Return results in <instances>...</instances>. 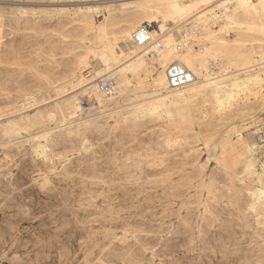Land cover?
Wrapping results in <instances>:
<instances>
[{
  "label": "rangeland",
  "instance_id": "rangeland-1",
  "mask_svg": "<svg viewBox=\"0 0 264 264\" xmlns=\"http://www.w3.org/2000/svg\"><path fill=\"white\" fill-rule=\"evenodd\" d=\"M168 1L0 0V84L6 77L0 90V264H264V73L255 65L264 68L263 18L247 15L227 24L216 11L212 34L233 50H253L262 59L236 67L228 63L232 56L206 57L207 71L224 81L226 94L220 102L204 97L189 103L199 121L190 131L170 133L161 118L136 119L131 108L141 98L117 104L125 89L130 95L137 86L131 78L120 92L109 86L113 105L107 109L92 108L83 96L98 72L87 62L95 59L98 46L115 42L108 15L152 5L139 21H155L165 34L176 27L184 34L202 13L211 18L210 11L203 12L210 5L201 0H175L181 13L166 17L161 7ZM98 27L107 36L94 45ZM204 38L197 33L187 40ZM124 59L112 67L122 68ZM153 65L146 63L149 69ZM246 70L263 80L250 89L237 88L241 81L228 78L240 74L243 79ZM143 79L152 86L150 73ZM151 93L145 97L163 91ZM75 98L81 108L62 124L58 112ZM137 122L141 125L131 127ZM11 130L16 133L8 135Z\"/></svg>",
  "mask_w": 264,
  "mask_h": 264
},
{
  "label": "bare ground",
  "instance_id": "bare-ground-1",
  "mask_svg": "<svg viewBox=\"0 0 264 264\" xmlns=\"http://www.w3.org/2000/svg\"><path fill=\"white\" fill-rule=\"evenodd\" d=\"M143 1V0H141ZM213 0H201L204 4L210 5L209 8L205 9L203 12L210 11L211 18H207L205 13L201 14L199 17H197L191 24L189 29H185V33L181 34L180 30L181 28H174L167 34L164 33V26L163 25H155V21L148 22L146 24L140 23L139 20H141L145 13L148 12V10L151 8V6L147 7H139L137 10L131 12V13H119L113 16H109L106 18V26L111 27L110 34L114 36V43L111 44L110 42H106L104 46L97 47V55L95 56V59H90L87 63H93L95 65V70H98V72H95L96 81L95 83L90 85L88 88L85 89L83 96L86 97V100L88 101V104H91L92 108L97 107L98 109H104L108 107L109 105H113V101L108 100L106 93L109 90V86L112 84V92H116L119 90H124L125 86L129 83V79H134L137 83V86L132 88V93L129 95L127 94V90L125 89L124 94L122 95L121 99L117 102L122 103L124 101H127L128 99L131 100L141 98V102L133 106L131 108L132 113L136 115V119H141L145 116L151 117V118H161L165 120V124L167 125L170 133L171 131H190L196 126V124L199 122L197 120V117L195 116L196 109L192 108L191 105H189L190 102H193L197 99H201L204 97H211L214 99L215 102H220L221 95L225 96L226 91L223 90L220 80L218 78H213L214 73H211L209 70L206 69V57H210L211 59L214 58L216 60H219L220 57H229L232 56L233 60H229L230 65H234L236 67H240L241 63L243 61H253L257 62L261 60L262 58L257 57V52L253 50L245 51V50H233L232 47H230L228 44L229 42L220 39L219 37L213 35L211 32L210 25L215 26L217 20L216 11H219L221 13V19L223 21H226L227 24H232L235 21H238L242 17H246L247 15H256L260 16L264 19V0H218L215 3H212ZM112 2V1H111ZM114 2V1H113ZM140 2V1H139ZM157 3V2H156ZM121 4V3H120ZM125 4V3H123ZM143 4V3H142ZM139 6V4H137ZM137 6V7H138ZM154 6V5H153ZM198 6V5H197ZM204 6V7H206ZM119 7V5H118ZM121 7V5H120ZM159 8V7H158ZM193 8V7H192ZM95 9V8H94ZM105 9V8H104ZM112 9V8H111ZM113 10V9H112ZM186 10V9H185ZM85 11V10H84ZM86 11H88L86 9ZM155 11V10H154ZM73 12V11H72ZM97 12V11H96ZM112 12V11H111ZM161 12L166 17H171L174 14H180L181 10L179 9L178 4H176L175 0H169L167 3H163L161 7ZM92 13V11H91ZM101 13V12H100ZM154 14V13H153ZM104 15V14H103ZM102 16V14H101ZM155 16V14H154ZM213 16V17H212ZM165 17V18H166ZM245 19V18H244ZM247 19V18H246ZM93 20V19H92ZM125 21V26L122 25V23ZM164 21V20H163ZM211 21V22H210ZM219 21V20H218ZM249 21V20H248ZM253 21V20H252ZM1 22V21H0ZM93 22V21H92ZM99 22V21H98ZM145 23V22H144ZM141 24V25H139ZM139 25V26H138ZM217 25V24H216ZM60 26V25H59ZM178 26V25H177ZM242 26V25H241ZM95 27V24H94ZM105 27V26H104ZM136 27V28H134ZM147 28L150 34V40L144 44L143 46H136L132 41V34L136 31H138L141 28ZM250 27V26H249ZM92 28V27H91ZM134 28V32H131ZM186 28V27H185ZM231 28V26H230ZM75 29V28H74ZM84 32V31H83ZM183 32V31H182ZM73 33V31H72ZM197 33H201L204 35L203 41H196L191 39V42L189 43L188 38L193 37V39L197 36ZM77 35V34H76ZM94 35V45H97L99 42H103L106 39L107 33L103 29V27H98L93 30ZM237 37V36H236ZM241 38V37H240ZM60 39V38H59ZM188 39V40H187ZM63 41V40H62ZM262 43V42H261ZM88 45V44H87ZM233 45V44H232ZM91 46V45H90ZM115 46V47H114ZM256 46V45H255ZM76 47V46H74ZM78 47V46H77ZM117 48V51L114 49ZM1 49V48H0ZM243 49V47H242ZM263 50V49H262ZM2 51V49H1ZM91 53V52H90ZM264 54V52H263ZM3 55V54H2ZM261 55V54H259ZM4 56V55H3ZM52 57V56H51ZM119 57H125L126 60L124 61L126 63L125 66L122 68H113L114 65L113 62L119 58ZM262 57V56H261ZM50 59V58H49ZM68 59V58H67ZM66 59V60H67ZM207 59V58H206ZM213 59V60H214ZM224 59V58H222ZM221 59V60H222ZM91 61V62H90ZM264 61V60H263ZM73 62V61H72ZM147 62H154L156 64V67L153 65L151 69L146 67ZM218 63V61H216ZM215 62V63H216ZM227 62V61H226ZM262 62V61H261ZM123 63V61H122ZM211 63V62H210ZM5 64V62H4ZM113 64V65H112ZM176 64L181 66L183 69L188 71L191 76V82L187 85L178 87V88H172L169 85L168 77H167V70H165V67L167 65ZM261 64V63H260ZM82 65V64H81ZM88 65V64H87ZM149 65V64H148ZM259 66L258 71H260L262 74L264 73V68L260 66L259 64H255ZM14 66V65H13ZM77 64L74 63V67L72 66L73 70L76 69ZM89 66V65H88ZM225 66V65H224ZM79 67V66H78ZM77 67V68H78ZM151 67V66H150ZM169 67V66H168ZM230 67V66H229ZM244 67V66H243ZM254 66H251L249 68H253ZM66 68V65H65ZM92 68V67H91ZM214 68V67H212ZM234 68V67H233ZM84 69V67H82ZM211 69V68H210ZM243 69V68H242ZM60 70V69H59ZM238 70V69H237ZM93 71V69H92ZM216 71V70H215ZM219 71V70H218ZM224 71V70H223ZM240 71V70H239ZM247 71V70H246ZM249 71V70H248ZM247 73L246 77L241 79V75H233V78H228L230 81L234 82L236 79L241 81L240 84H237L238 87H243L250 89L255 83L258 81L263 80L261 75H251L249 72ZM10 72V71H9ZM19 72V71H18ZM21 72V71H20ZM65 72V71H64ZM79 72V71H78ZM256 72V71H255ZM150 73V76H152V86H146L143 83V77ZM236 73V72H235ZM234 73V74H235ZM249 73V74H248ZM4 74V72H3ZM2 74V75H3ZM49 74V73H48ZM57 74V73H55ZM61 74V73H60ZM78 74V73H77ZM64 75V74H63ZM71 75V74H70ZM82 75V74H81ZM227 75V74H226ZM3 77V76H2ZM32 77V76H31ZM65 77V76H64ZM76 77V76H75ZM93 77V76H92ZM243 77V76H242ZM6 78V77H5ZM5 78L0 84V90L3 89V85L5 84ZM68 78V77H67ZM147 78V77H145ZM3 79V78H2ZM75 79V78H74ZM84 79V78H83ZM100 79V80H99ZM241 79V80H240ZM22 80V79H21ZM27 80V79H26ZM25 80V81H26ZM78 80V78H77ZM76 80V81H77ZM82 80V79H81ZM90 80V79H89ZM222 80V79H221ZM18 81V78H17ZM75 81V82H76ZM87 81V80H86ZM109 81H112V83H109ZM134 81V82H135ZM32 82V81H31ZM79 81H77L78 84ZM90 82V81H88ZM36 83V82H35ZM38 83V82H37ZM65 84V81L62 82ZM61 83V85H62ZM67 83H69L67 81ZM39 84V83H38ZM75 84V83H74ZM90 84V83H89ZM100 84L106 86L107 88L100 87ZM258 84V83H257ZM14 85V84H13ZM47 85V84H46ZM235 85V84H234ZM264 85V84H263ZM262 85V86H263ZM66 86V85H65ZM82 86V85H81ZM102 86V85H101ZM257 86V85H256ZM61 87V86H60ZM78 87V86H77ZM83 87V86H82ZM225 87V86H224ZM255 87V86H254ZM14 88V87H13ZM73 88V87H72ZM262 88V87H261ZM65 88H63L64 90ZM75 89V88H74ZM73 90V89H72ZM71 90V91H72ZM83 90V89H82ZM81 90V92H82ZM245 90V89H244ZM66 91V90H65ZM70 91V90H69ZM80 91V90H79ZM110 91V92H111ZM151 91L154 92H162L159 95H154L151 97H145V94L147 92ZM256 91V90H255ZM254 91V92H255ZM49 92V91H48ZM57 92V91H56ZM120 92V91H119ZM251 92V91H250ZM47 93V92H46ZM53 93V92H52ZM55 93V92H54ZM61 93V92H60ZM151 93V95H153ZM45 94V93H44ZM59 93L57 92V95ZM118 94V93H117ZM149 94V93H148ZM243 94V93H242ZM115 95V94H114ZM78 96V95H77ZM246 96V95H245ZM244 96V97H245ZM259 96V95H258ZM37 97V96H36ZM39 97V96H38ZM42 97V96H41ZM58 97V96H56ZM73 97V96H72ZM232 97V96H231ZM45 98V97H44ZM74 98V97H73ZM79 98V97H78ZM75 98L73 103H70L68 105V108L65 110H60L62 113H60L59 107H56V111L59 114V120L65 122V118H68L66 120H70L71 116H73V113H76L81 108V105L79 104V99ZM225 98V97H224ZM5 99V98H4ZM183 100L182 105L174 104L172 106L169 105V103L173 102L174 100ZM235 99V98H234ZM49 100V99H48ZM69 100V99H68ZM128 100V101H129ZM207 100V98H206ZM232 100V99H231ZM240 100V99H239ZM50 101V100H49ZM62 101V100H61ZM115 101V100H114ZM169 102L168 104L165 102ZM202 101V100H201ZM241 101V100H240ZM248 101V100H247ZM24 102V101H23ZM42 102V101H41ZM51 102V101H50ZM130 102V101H129ZM134 102V101H133ZM198 102V101H197ZM43 103V102H42ZM49 103V102H46ZM82 103V102H81ZM175 103V102H174ZM178 103V102H176ZM208 103V102H206ZM213 103V102H212ZM238 103V102H237ZM236 103V104H237ZM242 103V102H241ZM240 103V104H241ZM247 103V102H246ZM262 103V102H261ZM3 104V103H2ZM34 104V103H33ZM60 104V103H59ZM58 104V105H59ZM62 104V103H61ZM68 104V102H67ZM86 104V103H85ZM123 104V103H122ZM199 104V103H198ZM196 103V105H198ZM220 104V103H219ZM248 104V103H247ZM39 105V104H37ZM57 105V106H58ZM65 105V104H64ZM128 105V104H127ZM195 105V106H196ZM244 105V104H243ZM109 106V107H110ZM115 106V105H114ZM122 106V105H121ZM120 106V107H121ZM125 106V104L123 105ZM129 106V105H128ZM227 106V105H226ZM16 107V106H15ZM44 107V106H43ZM46 107V106H45ZM54 107V105H53ZM117 107V106H116ZM119 107V106H118ZM132 107V106H131ZM257 107V106H255ZM51 108V107H50ZM128 108V107H127ZM197 108V107H196ZM204 108V107H203ZM223 108V107H222ZM248 108V107H247ZM12 109V108H11ZM45 109V108H44ZM97 109V110H98ZM107 109V108H106ZM112 109V108H111ZM116 109V108H115ZM119 109V108H118ZM122 109V108H121ZM200 109V107H198ZM208 109V108H207ZM229 109V107H228ZM5 110V109H4ZM7 110V109H6ZM49 110V109H48ZM124 110V109H123ZM127 110V109H126ZM129 110V109H128ZM202 110V109H200ZM204 110V109H203ZM206 110V109H205ZM250 110V109H249ZM37 111V109H36ZM41 111V110H39ZM46 111V110H45ZM66 111V114H64ZM95 111V110H94ZM106 111V110H105ZM110 111V110H109ZM20 112V111H19ZM18 112V113H19ZM42 112V111H41ZM49 112V111H48ZM55 112V111H54ZM64 112V113H63ZM101 114V110L99 111ZM125 112V111H124ZM130 112V111H129ZM217 112V111H216ZM250 112V111H249ZM248 112V113H249ZM2 113V112H1ZM13 113V112H12ZM21 113V112H20ZM40 113V112H39ZM45 113V112H43ZM97 113V112H96ZM105 113V112H104ZM115 113V112H114ZM126 113V112H125ZM128 113V112H127ZM25 114V113H24ZM42 114V113H41ZM53 114V113H52ZM113 114V113H112ZM123 114V113H122ZM13 115V114H12ZM26 115V114H25ZM24 115V116H25ZM31 115V114H30ZM40 115V114H39ZM38 115V116H39ZM87 115V114H86ZM93 115V114H92ZM110 115V114H109ZM125 115V114H124ZM132 115V114H130ZM204 115V114H203ZM46 116V115H45ZM94 116V115H93ZM106 116V115H104ZM128 116V115H127ZM126 116V117H127ZM201 116V115H200ZM242 116V115H241ZM1 117V116H0ZM89 117V116H87ZM103 117V116H102ZM122 117V116H121ZM125 117V119H126ZM20 118V117H19ZM25 118V117H24ZM46 118V117H45ZM48 118V117H47ZM96 118V117H94ZM105 118V117H104ZM112 118V117H109ZM108 118V119H109ZM129 118V116H128ZM127 118V119H128ZM206 118V117H205ZM218 118V117H217ZM21 119V118H20ZM42 119V118H41ZM88 119V118H87ZM91 119V117H90ZM116 119V118H115ZM123 119V117H122ZM203 119V118H202ZM216 119V118H215ZM33 120V119H32ZM47 120V119H46ZM58 120V119H57ZM84 120V119H83ZM103 120V119H102ZM111 120V119H110ZM121 119H118V121ZM133 120V119H132ZM153 120V119H152ZM163 120V121H164ZM7 121V120H6ZM19 121V120H18ZM24 121V120H23ZM31 121V118H30ZM29 121V122H30ZM37 121V119H36ZM52 121V120H51ZM56 121V120H55ZM71 121V120H70ZM74 121V120H73ZM95 121V120H94ZM98 121V119H97ZM104 121V120H103ZM106 121V118H105ZM109 121V120H108ZM136 121V120H134ZM16 122V121H15ZM75 122V121H74ZM83 122V121H82ZM87 122V120L85 121ZM84 122V123H85ZM101 122V121H100ZM115 122V121H114ZM142 122V121H141ZM151 122V119L150 121ZM161 122V121H160ZM1 123V122H0ZM3 123V122H2ZM7 123V122H6ZM22 123V121L20 122ZM69 123V122H68ZM96 123V122H95ZM117 123V122H116ZM120 123V122H119ZM140 123V121H139ZM24 124V122H23ZM46 124V123H45ZM54 124V123H53ZM63 124V123H62ZM79 123H76V125ZM81 124V122H80ZM87 124V123H86ZM85 124V125H86ZM94 124V123H92ZM99 124V123H98ZM104 124V123H103ZM127 124V123H126ZM132 125V123H130ZM144 124V123H143ZM1 125V124H0ZM14 125V124H13ZM66 125V124H65ZM95 125V124H94ZM101 125V124H99ZM120 125V124H119ZM141 124L134 123L133 128H137ZM152 125V124H151ZM36 126V125H35ZM48 126V124H47ZM70 126V125H69ZM79 125H77L76 128H78ZM87 126V125H86ZM121 126V125H120ZM127 126V125H126ZM147 126H149L147 124ZM44 127V126H43ZM58 127V126H57ZM82 127V126H81ZM119 127V126H118ZM117 127V128H118ZM35 128V127H34ZM41 128V127H40ZM50 128V127H49ZM86 128V127H85ZM92 129L94 128L91 127ZM103 128H105L103 126ZM107 128V127H106ZM111 128V127H110ZM109 128V129H110ZM204 128V127H203ZM208 128V127H207ZM26 129V128H25ZM33 129V128H32ZM31 129V130H32ZM36 129V128H35ZM43 129V128H41ZM48 129V128H47ZM72 129V128H71ZM96 130V128H94ZM99 129H102V127H99ZM122 129V128H121ZM130 129V128H129ZM140 129V128H139ZM138 129V130H139ZM30 130V129H29ZM51 130V129H49ZM60 130V129H59ZM64 130V129H63ZM91 130V129H90ZM115 130V129H114ZM125 130V129H123ZM122 130V131H123ZM132 130V128H131ZM137 130V129H136ZM16 130L8 131V135L15 134ZM39 131V130H38ZM44 131V130H43ZM54 131V130H53ZM72 131V130H71ZM77 131V130H76ZM81 131V129H80ZM79 131V132H80ZM98 131V130H97ZM101 131V130H100ZM107 131V130H106ZM116 131V130H115ZM129 131V130H128ZM133 131V130H132ZM201 131V130H200ZM205 131V130H204ZM258 131V129H257ZM58 132V131H57ZM60 132V131H59ZM82 132V131H81ZM87 132V131H86ZM105 132V131H104ZM112 132V131H111ZM118 132V131H117ZM127 132V131H126ZM36 133V132H35ZM34 133V134H35ZM39 133V132H38ZM41 133V132H40ZM67 133V132H66ZM90 133V132H89ZM95 133V131H94ZM101 133V132H100ZM128 133V132H127ZM130 133V132H129ZM132 133V132H131ZM198 133V132H197ZM27 134H30L29 132ZM42 134V133H41ZM61 134V133H60ZM97 134V133H96ZM108 134V133H107ZM118 134V133H117ZM48 135V134H47ZM59 135V134H58ZM79 135V134H78ZM83 135V133L81 134ZM87 135V134H86ZM101 135V134H100ZM122 136V134H120ZM125 135V132H124ZM130 135V134H128ZM179 135V134H178ZM22 136V135H21ZM31 136V135H30ZM62 136V134H61ZM70 136V135H69ZM80 136V135H79ZM106 136V135H105ZM133 136V135H132ZM64 137V136H63ZM76 137V136H75ZM84 135L82 136L81 140L84 139ZM89 137V136H88ZM91 137V136H90ZM124 137V136H123ZM131 137V136H129ZM134 137V136H133ZM177 137V136H176ZM175 139H178L176 138ZM199 137V135H198ZM19 138V137H18ZM41 138V137H40ZM39 138V139H40ZM50 138V137H49ZM66 138V137H65ZM132 138V137H131ZM130 138V139H131ZM60 139V138H59ZM64 139V138H63ZM86 139V138H85ZM122 139V138H121ZM137 139V138H136ZM186 140V138H184ZM201 139V138H200ZM49 140V139H47ZM76 140V139H75ZM7 141V140H6ZM34 141V140H33ZM62 141V140H61ZM60 141V142H61ZM84 143V140H82ZM136 141V140H135ZM196 141V140H195ZM28 142V141H27ZM64 142V141H63ZM62 142V143H63ZM70 142V140H69ZM74 142V141H73ZM19 143V142H18ZM48 143V142H47ZM58 143V142H57ZM61 143V144H62ZM68 143V142H67ZM134 143V142H133ZM166 143V142H165ZM168 143V142H167ZM179 143V142H178ZM183 143V142H182ZM181 143V144H182ZM169 144V143H168ZM10 145V144H9ZM12 145V144H11ZM42 145V144H41ZM50 145V144H49ZM58 145V144H57ZM180 145V144H179ZM183 145V144H182ZM186 145V144H185ZM13 146V145H12ZM16 146V145H14ZM168 146V145H166ZM170 146V145H169ZM56 147V146H55ZM174 147V146H173ZM5 148V146H4ZM53 148V147H52ZM83 148V147H82ZM145 148V147H144ZM160 148V147H159ZM176 148V146L174 147ZM1 149V148H0ZM161 149V148H160ZM167 149V148H166ZM3 150V149H2ZM7 150V149H6ZM131 150V149H130ZM141 150V149H140ZM144 150V149H143ZM52 151V150H51ZM134 151V150H133ZM132 151V152H133ZM47 152V151H46ZM131 152V151H130ZM165 152V151H164ZM247 152L249 154L252 153L251 149L248 148ZM4 153V152H3ZM10 153V152H9ZM14 153V152H13ZM137 153V152H136ZM142 154V153H141ZM140 154V155H141ZM40 155V153H39ZM137 155V154H135ZM147 155V154H146ZM162 155V154H161ZM165 155V154H163ZM167 156V155H166ZM122 157V156H121ZM146 157V156H145ZM144 157V158H145ZM157 157V156H156ZM163 157V156H161ZM252 157V156H251ZM41 158V157H40ZM127 158V157H126ZM130 159V157H128ZM136 158V156H135ZM147 158V157H146ZM151 158V157H149ZM43 159V158H42ZM50 159V158H49ZM60 159V158H59ZM120 159V158H119ZM143 159V158H140ZM148 159V158H147ZM152 159V158H151ZM155 159V158H153ZM162 159V158H161ZM41 160V159H40ZM53 160V159H52ZM123 160V159H122ZM121 160V161H122ZM127 160V159H126ZM132 160H135L134 157ZM138 159H136L137 161ZM59 161V160H58ZM116 161V160H115ZM128 161V160H127ZM126 161V163H127ZM147 161V160H146ZM151 161V160H150ZM155 161V160H154ZM157 161V160H156ZM160 161V160H159ZM10 162V161H9ZM8 162V163H9ZM44 162V161H43ZM130 162V161H128ZM36 163V162H35ZM57 163V162H56ZM131 163V162H130ZM135 163V162H134ZM140 163V162H139ZM137 162V164H139ZM147 163V162H146ZM149 163V159H148ZM153 163V161H152ZM158 163V162H157ZM40 164V163H39ZM59 164V163H58ZM117 164V163H116ZM120 164V163H119ZM154 164V163H153ZM156 164V163H155ZM161 164V163H159ZM62 165V164H61ZM145 166L147 164H144ZM152 165V164H151ZM151 165L148 166L151 167ZM158 165V164H157ZM116 166V165H115ZM125 166V165H124ZM144 166V167H145ZM34 167V166H33ZM60 167V165H59ZM122 167V166H121ZM126 167V166H125ZM133 167V166H132ZM138 167V166H137ZM143 167V166H142ZM244 167V166H243ZM124 168V167H123ZM134 169V167H133ZM141 169V168H139ZM148 169V168H147ZM31 170V169H30ZM66 171V170H65ZM138 171V170H137ZM141 171V170H140ZM165 171V170H164ZM224 171V170H222ZM232 171V170H231ZM143 172V171H142ZM225 172V171H224ZM87 173V172H86ZM137 173V172H136ZM153 173H155V170H153ZM100 174V173H99ZM135 174V173H134ZM141 174V173H140ZM226 174V173H224ZM57 175V174H55ZM133 176V174H132ZM138 176V175H137ZM134 177V176H133ZM139 177V176H138ZM137 177V179H139ZM128 181L130 180V177H128ZM22 179V178H21ZM148 179V178H147ZM150 179V178H149ZM133 180V178H132ZM131 180V181H132ZM228 180V179H227ZM231 180V179H230ZM127 181V180H126ZM143 181V180H142ZM161 181V180H160ZM130 182V181H129ZM135 182V181H134ZM232 182V181H231ZM101 183V182H100ZM132 183V182H130ZM123 185V184H122ZM206 186V185H202ZM208 186V185H207ZM130 187V186H129ZM133 187V186H132ZM135 187V186H134ZM262 188V186H261ZM3 189V188H1ZM136 189V188H135ZM210 189V188H207ZM4 190V189H3ZM164 190V189H163ZM211 190V189H210ZM87 191V190H86ZM264 192V191H263ZM4 193V192H3ZM2 195V194H1ZM4 197V196H3ZM259 197V196H258ZM262 199V198H261ZM252 200V199H251Z\"/></svg>",
  "mask_w": 264,
  "mask_h": 264
},
{
  "label": "built area",
  "instance_id": "built-area-1",
  "mask_svg": "<svg viewBox=\"0 0 264 264\" xmlns=\"http://www.w3.org/2000/svg\"><path fill=\"white\" fill-rule=\"evenodd\" d=\"M150 40V34L147 28H141L132 34V41L136 46H143ZM167 77L170 87L178 88L191 82V74L181 66L172 64L167 68ZM105 84H102V87ZM103 88H107L104 86Z\"/></svg>",
  "mask_w": 264,
  "mask_h": 264
}]
</instances>
